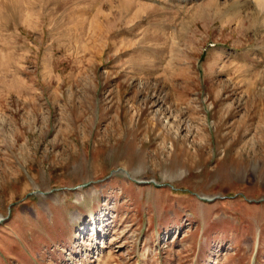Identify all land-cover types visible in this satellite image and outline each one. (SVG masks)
Here are the masks:
<instances>
[{
    "label": "rangeland",
    "instance_id": "1",
    "mask_svg": "<svg viewBox=\"0 0 264 264\" xmlns=\"http://www.w3.org/2000/svg\"><path fill=\"white\" fill-rule=\"evenodd\" d=\"M0 264H264L256 0H0Z\"/></svg>",
    "mask_w": 264,
    "mask_h": 264
},
{
    "label": "bare ground",
    "instance_id": "2",
    "mask_svg": "<svg viewBox=\"0 0 264 264\" xmlns=\"http://www.w3.org/2000/svg\"><path fill=\"white\" fill-rule=\"evenodd\" d=\"M258 2L259 6L264 9V0H256Z\"/></svg>",
    "mask_w": 264,
    "mask_h": 264
}]
</instances>
